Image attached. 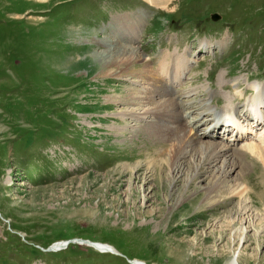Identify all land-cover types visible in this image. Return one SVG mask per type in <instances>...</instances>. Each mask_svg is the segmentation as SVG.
Listing matches in <instances>:
<instances>
[{
    "label": "rangeland",
    "instance_id": "rangeland-1",
    "mask_svg": "<svg viewBox=\"0 0 264 264\" xmlns=\"http://www.w3.org/2000/svg\"><path fill=\"white\" fill-rule=\"evenodd\" d=\"M118 16L138 19L134 45L154 69L165 51L192 61L175 86L195 93L181 100L218 111L233 80L244 90L264 85V0H0V264H224L244 215L252 228L237 246L238 264H264V227L255 233L264 221V154L234 153L242 168L225 186L214 181L216 167L190 181L189 164L170 181L168 140L146 127L166 119L124 101L151 91L127 75L98 73L94 48L121 41V29L112 32ZM179 107L182 122L196 116L191 131L202 136L209 115ZM151 160L161 173L147 172ZM235 177L241 195L229 192ZM76 239L118 254L76 241L47 250Z\"/></svg>",
    "mask_w": 264,
    "mask_h": 264
},
{
    "label": "bare ground",
    "instance_id": "bare-ground-1",
    "mask_svg": "<svg viewBox=\"0 0 264 264\" xmlns=\"http://www.w3.org/2000/svg\"><path fill=\"white\" fill-rule=\"evenodd\" d=\"M149 1L156 4L165 2V0ZM113 22L112 32L115 33L118 29H121L118 34L121 41L112 37L102 39L98 43V46L94 48L96 50L94 51L93 57L97 63L96 65L99 66L98 73L102 76L127 75L131 82L142 83L144 87L151 91L147 93L138 90L133 91L127 95L124 101L125 103L137 104V106L141 105L139 108L143 109V114L149 113L150 116L158 114L166 119L167 123L160 124V122L151 121V126H145L148 129L150 128L153 134L160 135V139L168 140V148L163 147L162 151L165 155L164 160L168 167V178L170 181L175 178L174 174L179 173L183 169V166L189 164L194 166L190 175V181L200 175V169H203L201 170L203 172L205 169H213L216 167L217 174H215L214 181L217 185L225 186V182L230 173L236 171L237 168L238 170L242 168L235 158L234 153L248 151L250 153L256 152L264 154V85L260 86V83L253 81L250 82L251 84H247L244 90L239 88L238 83L240 82L237 79L233 80L230 84L234 86L232 93L236 98H241L247 89L254 91L240 105L241 107L239 106L240 108L232 105L233 96L229 97V105L221 107L218 111L206 108L204 104L200 105V102H195L193 99L181 100L182 97L195 93L194 88L179 89L175 86L180 83L185 68L192 61L185 54L183 56L178 52L171 53L165 51L161 52L157 60H155L157 65L154 69L151 65L152 62L144 60L137 46L134 45L136 34H133V30L139 24L137 23L138 19H133L131 16H127L125 19L118 16ZM204 45L205 42H199V46ZM198 51H201V48ZM138 62H142V67L138 70H132L134 69L133 65H136ZM132 77L137 78V81L135 79L131 80ZM241 81H248V79L245 78V80ZM138 99H142L143 102H137ZM144 105H147L145 109L143 108ZM178 107L184 108L189 113L193 112L194 115L199 117L203 114L209 115L201 119L205 123L203 125L209 127V132H202V136L207 138V140H203L201 133L198 134L195 131H191L193 128L196 130L198 126L193 125L198 120L194 119L196 116L191 120L182 122L184 116L176 110ZM224 123H227V126H222ZM230 123H234V127H229ZM218 125L219 127L216 128ZM219 129H222V137L225 136V138L220 137ZM210 137L217 138L218 141L214 142ZM239 142L242 143L238 147H232L238 145ZM187 155L189 158L186 160ZM157 163V160H151L146 162L144 167L147 169V172L158 171V173H161L162 169L157 167ZM140 165L136 163L133 168L138 170L140 169ZM235 173L239 176L237 171ZM162 183L164 184L166 182L163 181ZM227 185L230 188L228 190L231 195L243 194L245 186L238 182L237 177L231 181V184ZM142 196L145 199H143L144 203L147 200V193ZM244 211L243 214H245ZM248 216L244 215L238 218V225L235 227V230L239 232L237 246L245 240V232L252 228ZM263 227L264 221H261V224L255 229V233L261 231ZM77 243L91 246L100 251L118 254L115 248L107 243L94 241H91V243ZM237 246L232 250L229 259L224 264H238L237 259L241 246ZM54 247L55 250L60 249L63 247V242L56 243ZM131 263L148 264L137 259L132 260Z\"/></svg>",
    "mask_w": 264,
    "mask_h": 264
},
{
    "label": "water",
    "instance_id": "water-1",
    "mask_svg": "<svg viewBox=\"0 0 264 264\" xmlns=\"http://www.w3.org/2000/svg\"><path fill=\"white\" fill-rule=\"evenodd\" d=\"M211 18L214 19V20H215V19H218V18H219V15H218L217 13H212V14H211ZM70 241L91 243V241H88V240H84V239H76V240H66V241L63 242V245L65 246V245H66L68 242H70ZM55 244H56V243H55ZM55 244L49 246V247L47 248V250H52L53 247L55 246Z\"/></svg>",
    "mask_w": 264,
    "mask_h": 264
}]
</instances>
